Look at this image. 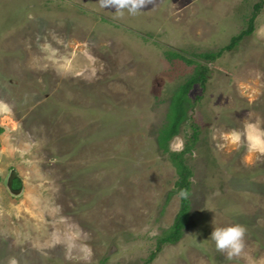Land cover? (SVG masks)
Listing matches in <instances>:
<instances>
[{
    "label": "rangeland",
    "instance_id": "1",
    "mask_svg": "<svg viewBox=\"0 0 264 264\" xmlns=\"http://www.w3.org/2000/svg\"><path fill=\"white\" fill-rule=\"evenodd\" d=\"M260 1L254 33L191 93L190 221L147 262L181 206L158 133L192 67L167 50L217 51ZM0 127V264H264V151L250 147L264 140V0H0ZM236 223L245 247L229 259L210 234Z\"/></svg>",
    "mask_w": 264,
    "mask_h": 264
},
{
    "label": "trees",
    "instance_id": "2",
    "mask_svg": "<svg viewBox=\"0 0 264 264\" xmlns=\"http://www.w3.org/2000/svg\"><path fill=\"white\" fill-rule=\"evenodd\" d=\"M261 6V1L254 5L246 27L239 33L233 35L229 43L219 48L217 51H200L188 54L182 50H167V56L171 61L184 62L192 68L191 71L187 73L185 80L179 85L171 97L167 121L158 133V144L162 151L168 155L169 160L177 171L175 188L169 194L168 200L174 194L177 195L180 189H187L189 196L187 199L180 197L181 206L173 223L157 238V250L151 254L147 262H151L154 259L157 251L161 250L164 244L178 243L182 239L190 221L194 171L188 161V157L189 155H193L196 151L202 134L199 122L193 118L196 102L191 97V93L196 86L206 89L212 73L211 64L222 57L225 52L236 50L243 40L254 33L256 29V18ZM197 99L200 100L201 97H197ZM188 119L191 120L190 126L192 131L186 138L184 148L179 151L171 150L170 141L181 132V126ZM3 131L4 128L0 127V134Z\"/></svg>",
    "mask_w": 264,
    "mask_h": 264
},
{
    "label": "clouds",
    "instance_id": "3",
    "mask_svg": "<svg viewBox=\"0 0 264 264\" xmlns=\"http://www.w3.org/2000/svg\"><path fill=\"white\" fill-rule=\"evenodd\" d=\"M150 0H102L105 7H114L117 10L128 8L130 12L145 6ZM262 134L258 133L250 140V147L264 151V140L260 139ZM177 195L187 199L189 192L187 189H180ZM246 227L236 223L226 227L214 228L210 234L215 242L216 249L221 253H227L229 259L239 256L245 247Z\"/></svg>",
    "mask_w": 264,
    "mask_h": 264
},
{
    "label": "flooded vegetation",
    "instance_id": "4",
    "mask_svg": "<svg viewBox=\"0 0 264 264\" xmlns=\"http://www.w3.org/2000/svg\"><path fill=\"white\" fill-rule=\"evenodd\" d=\"M12 180L15 181L14 177H12Z\"/></svg>",
    "mask_w": 264,
    "mask_h": 264
}]
</instances>
